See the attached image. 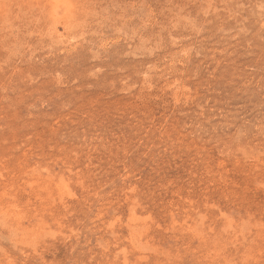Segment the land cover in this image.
<instances>
[{"label":"rangeland","instance_id":"374dc122","mask_svg":"<svg viewBox=\"0 0 264 264\" xmlns=\"http://www.w3.org/2000/svg\"><path fill=\"white\" fill-rule=\"evenodd\" d=\"M0 264H264V0H0Z\"/></svg>","mask_w":264,"mask_h":264}]
</instances>
